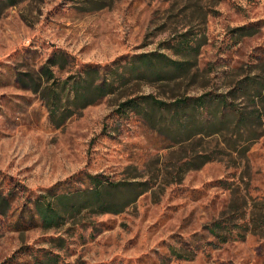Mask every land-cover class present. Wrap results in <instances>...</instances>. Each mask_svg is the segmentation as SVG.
Wrapping results in <instances>:
<instances>
[{
    "label": "rangeland",
    "instance_id": "374dc122",
    "mask_svg": "<svg viewBox=\"0 0 264 264\" xmlns=\"http://www.w3.org/2000/svg\"><path fill=\"white\" fill-rule=\"evenodd\" d=\"M184 35L201 45L189 75L130 74L128 64L142 55L182 60L170 46ZM89 69L99 71L97 85L115 74L124 79L85 109L63 96L58 115L69 117L57 127L43 92ZM205 95L226 99L251 121L188 137L175 133L172 113L151 124L121 112L147 96L173 105ZM204 156L215 160L178 182L177 168ZM91 175L157 180L123 214L84 213L43 229L34 200L52 189H86ZM0 195L11 203L0 215V264L53 254L59 264H264V0H0ZM226 221L238 239L220 231L224 243L211 227Z\"/></svg>",
    "mask_w": 264,
    "mask_h": 264
},
{
    "label": "trees",
    "instance_id": "16d2710c",
    "mask_svg": "<svg viewBox=\"0 0 264 264\" xmlns=\"http://www.w3.org/2000/svg\"><path fill=\"white\" fill-rule=\"evenodd\" d=\"M190 41L188 35L170 46L176 55L182 60H173L164 54H148L135 57L128 69L131 75L139 79L171 80L191 73L196 65L200 52V43ZM193 55V56H192ZM193 57V60L184 61L183 57ZM192 59V58H191ZM55 56L48 61V64H56ZM43 73L49 81L54 75L48 66L43 68ZM100 77L99 71L89 69L81 71L73 81H65L64 84L52 83L43 94V99L51 98L50 114L57 127H61L68 119L67 116L58 115V107L63 96L67 106L74 109H85L95 104L103 97L114 94L117 82L122 81L124 76L115 74L111 78L105 77L104 82L97 85ZM108 79V80H107ZM18 83L24 87H30L24 79L18 78ZM40 84L33 88L39 93ZM121 112L135 113L143 116L153 124L158 115L171 114L173 125L177 126L176 134L191 137L194 134L211 136L222 132L225 128L234 127V131L248 125L253 116L245 115L237 111V107L219 96L205 95L198 98H185L171 105L163 101L147 96L140 99L130 100L121 105ZM71 117V116H70ZM232 117V120H230ZM198 164L186 162L177 168L179 181H182L184 174L190 170H196L215 160L211 156H204ZM89 187L83 190L57 193L49 190V193L37 197L34 200V212L38 217L41 226L45 230L60 229L69 222L75 221L84 213L94 215H120L135 205L139 199L156 186L157 178L150 177L147 181H138L139 176H132L130 180L112 181L101 179L99 176H88ZM11 207L9 199L0 195V215H6ZM224 231L229 238L238 239L233 236L231 223L215 222L211 227V233L227 242L228 236H220L219 232ZM245 239L244 236H239ZM242 237V238H241ZM55 246L63 247L65 240L57 238L53 240ZM58 255L47 256L46 262H34L33 264H59Z\"/></svg>",
    "mask_w": 264,
    "mask_h": 264
}]
</instances>
